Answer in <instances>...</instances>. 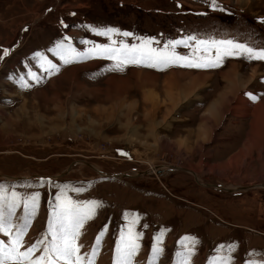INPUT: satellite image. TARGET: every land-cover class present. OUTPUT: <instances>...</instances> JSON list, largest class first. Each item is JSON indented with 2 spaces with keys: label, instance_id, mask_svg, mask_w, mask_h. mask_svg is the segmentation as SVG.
<instances>
[{
  "label": "rangeland",
  "instance_id": "374dc122",
  "mask_svg": "<svg viewBox=\"0 0 264 264\" xmlns=\"http://www.w3.org/2000/svg\"><path fill=\"white\" fill-rule=\"evenodd\" d=\"M217 3L224 11L212 10L209 0H0V183L15 184L10 190L22 195L40 194L25 246L43 239L50 201L67 186L78 202H102L77 241L81 254H90L107 227L95 264H113L116 241L133 217L143 234L133 264H148L156 235L163 253L155 264H175L186 236L195 238L191 264L228 255L220 245L232 246L234 264H264V124L257 136L255 106L246 115L233 110L241 94L250 99L245 93L264 104V61L226 56L216 68L129 64L117 70L104 58L65 64L54 55L57 43L78 52L110 43L93 28L116 29L111 39L129 46L151 40L163 48L195 35L264 47V1ZM175 51L191 55L193 47ZM83 162L104 173L176 168L121 178ZM185 169L202 183L244 189L220 193Z\"/></svg>",
  "mask_w": 264,
  "mask_h": 264
},
{
  "label": "snow or ice",
  "instance_id": "6c2138e0",
  "mask_svg": "<svg viewBox=\"0 0 264 264\" xmlns=\"http://www.w3.org/2000/svg\"><path fill=\"white\" fill-rule=\"evenodd\" d=\"M209 6L214 11H224L218 5L217 0H209ZM259 22L264 23V19ZM91 31L97 36L107 37L110 43L94 44L85 52H78L70 43H57L54 55L65 64L89 57L104 58L112 60L117 70H122L123 66L129 64L143 65L158 70L171 65L202 69L216 68L221 66L226 56L243 57L248 61H264V47L251 46L233 39H201L195 35H187L182 39L168 40L163 48H155L151 46V40H142L139 45L131 46L123 41H114L111 39L112 35L119 33L113 28H93ZM122 35L127 37L131 33L124 32ZM64 40H68V37H64ZM178 45L192 46V54H178L175 51ZM8 54L9 50L4 49L3 55ZM36 55L43 59L41 54ZM46 63L49 65L48 70L54 69L55 66L51 65L50 61ZM40 67L43 68L44 65L41 64ZM28 75L39 82V78L34 74L29 73ZM246 95L252 100L256 99L250 93ZM15 188V184L0 183V235L6 238L0 239V264H95L97 246L107 227L105 226L97 235V246H93L90 254H81V245L77 241L85 223L94 217L96 209L101 206L102 202L95 200L78 202L69 197L67 186L59 188L54 203L50 201L51 210L43 239L25 246L24 237L37 212L40 194L32 192L29 195H22L15 190H10ZM71 191L79 193L82 189L73 188ZM21 207L22 215L17 216V209ZM136 222V218L133 217L127 225V231L121 230L120 237L115 244L113 264H133V259L141 248L139 241L143 235L135 230ZM182 247L184 251L176 254L180 259L175 264H191V258L195 255V238L188 236L182 238ZM219 247L221 251L227 249L229 254L213 258L209 264H234V258L231 255L234 250L232 246L220 245ZM37 251H41L38 256ZM162 253V235H156L153 237L148 264H155ZM246 264H254V262H246Z\"/></svg>",
  "mask_w": 264,
  "mask_h": 264
},
{
  "label": "bare ground",
  "instance_id": "6f19581e",
  "mask_svg": "<svg viewBox=\"0 0 264 264\" xmlns=\"http://www.w3.org/2000/svg\"><path fill=\"white\" fill-rule=\"evenodd\" d=\"M262 1H264V0H259V2H262ZM243 8V7H242ZM231 72V71H230ZM237 93H235V94H231L232 96H234V95H236ZM246 94V93H245ZM230 95V96H231ZM228 99H229V96H228ZM217 106V105H216ZM253 106H255V110H253V111H255V118H256V120H255V128L253 129L254 131H253V133H256L257 134V136H258V134H259V131H261V129L263 128V127H260V126H262L263 124H264V104H261V105H256V104H254V101H251L250 99L248 100V99H246V96H242V94L240 95V98H239V101H238V103H236V106L233 108V110H235L236 111V114L238 115H240V109H244V111H245V113L243 114V115H246V111H252V109L250 110V108L251 107H253ZM234 111V112H235ZM242 113H243V111H242ZM262 134V133H261ZM251 140L252 141H255L254 140V138H251ZM89 166H90V164H88ZM90 167H92V166H90ZM168 167H166L165 169H158V168H154L153 169V172L152 173H150V174H146V176H150V175H156L157 173V175H161L162 174V172H163V170H165V172H168V171H166V169H167ZM96 171L98 172L99 170L98 169H96ZM150 171H152V170H150ZM192 174H196L195 172H193ZM196 176L198 177V175L196 174ZM57 177V176H56ZM133 177H138V176H136V173H134V175H133ZM158 179V178H157ZM199 179V178H198ZM200 182H202L201 180H200ZM260 186V185H259ZM221 187V186H220ZM220 187H215V186H212V188L211 189H216L217 191H219V188ZM223 189H227V188H225V187H222ZM262 188V187H261ZM238 189H241L242 190V188H236V189H229L228 188V190H231L232 192H234V190H237L238 191ZM236 192V191H235ZM231 194V193H230Z\"/></svg>",
  "mask_w": 264,
  "mask_h": 264
},
{
  "label": "water",
  "instance_id": "95a60500",
  "mask_svg": "<svg viewBox=\"0 0 264 264\" xmlns=\"http://www.w3.org/2000/svg\"><path fill=\"white\" fill-rule=\"evenodd\" d=\"M84 164H90V163H86V162H83ZM73 166H74V163H72L69 167H68V169L65 171V172H62V173H60L59 175H58V177H61V176H63V175H65L66 173H68L72 168H73ZM89 166V165H88ZM91 166V165H90ZM93 169H96V168H94V167H92ZM168 168H176L175 166H168ZM186 171H188V172H190L191 174L193 173L191 170H189V169H185ZM133 172L134 173H136L138 176L139 175H143V176H145L147 173H149V171L147 170V171H136V170H133ZM133 172H127V173H104V172H102V171H98V173L99 174H101V175H104V176H106V177H121V178H124V177H129V178H131V177H133V175H132V173ZM194 177H195V179H197V183L198 184H200V185H202V186H204V187H207V188H209V189H211L212 188V186H215V187H220L219 185H209V184H207V183H202V182H200V180L198 179V177L195 175V174H192ZM10 178H14V179H16V180H21V179H23V177H10ZM43 179H50V177H43ZM242 189H244V188H242ZM239 190H241V189H238V191ZM235 191H237V190H234V192ZM219 192L220 193H223V194H230V193H232V191L231 190H228V189H223L222 187H220L219 188Z\"/></svg>",
  "mask_w": 264,
  "mask_h": 264
},
{
  "label": "crops",
  "instance_id": "0c3cea01",
  "mask_svg": "<svg viewBox=\"0 0 264 264\" xmlns=\"http://www.w3.org/2000/svg\"><path fill=\"white\" fill-rule=\"evenodd\" d=\"M213 128V127H212ZM213 131V130H212ZM203 137H205L204 135H203ZM204 141V142H203ZM205 142H209V140L207 139V140H205V138L204 139H202L201 137H200V143H205Z\"/></svg>",
  "mask_w": 264,
  "mask_h": 264
},
{
  "label": "flooded vegetation",
  "instance_id": "af4514ba",
  "mask_svg": "<svg viewBox=\"0 0 264 264\" xmlns=\"http://www.w3.org/2000/svg\"><path fill=\"white\" fill-rule=\"evenodd\" d=\"M228 195V194H227Z\"/></svg>",
  "mask_w": 264,
  "mask_h": 264
}]
</instances>
